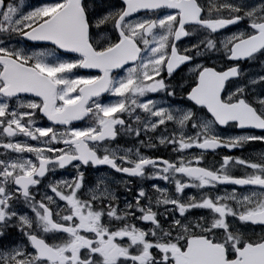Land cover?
I'll return each instance as SVG.
<instances>
[{"label": "snow or ice", "instance_id": "1", "mask_svg": "<svg viewBox=\"0 0 264 264\" xmlns=\"http://www.w3.org/2000/svg\"><path fill=\"white\" fill-rule=\"evenodd\" d=\"M0 264H264V0H0Z\"/></svg>", "mask_w": 264, "mask_h": 264}]
</instances>
